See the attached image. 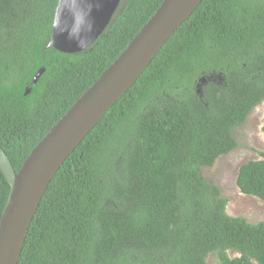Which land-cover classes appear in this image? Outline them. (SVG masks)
I'll use <instances>...</instances> for the list:
<instances>
[{
  "label": "trees",
  "instance_id": "trees-1",
  "mask_svg": "<svg viewBox=\"0 0 264 264\" xmlns=\"http://www.w3.org/2000/svg\"><path fill=\"white\" fill-rule=\"evenodd\" d=\"M162 1L120 0L89 46L64 53L48 46L58 0H0V147L15 172ZM211 74L222 83L199 93ZM261 102L264 0H201L53 175L18 264H264V220L229 215L200 174ZM236 185L264 200V157ZM8 193L0 170V217Z\"/></svg>",
  "mask_w": 264,
  "mask_h": 264
},
{
  "label": "water",
  "instance_id": "water-1",
  "mask_svg": "<svg viewBox=\"0 0 264 264\" xmlns=\"http://www.w3.org/2000/svg\"><path fill=\"white\" fill-rule=\"evenodd\" d=\"M119 2L58 0L48 46L64 53L83 50L105 29ZM200 2L163 0L119 56L34 146L17 172L0 147V170L9 185L0 217V264H18L32 218L53 175Z\"/></svg>",
  "mask_w": 264,
  "mask_h": 264
},
{
  "label": "rangeland",
  "instance_id": "rangeland-1",
  "mask_svg": "<svg viewBox=\"0 0 264 264\" xmlns=\"http://www.w3.org/2000/svg\"><path fill=\"white\" fill-rule=\"evenodd\" d=\"M208 83L221 84L222 78L218 74L204 76L198 83V92L201 93ZM264 114V102L253 108L247 121L233 131L238 145L232 151L219 156L210 167H201V176L215 184L224 197L228 199L226 212L231 216L244 217L250 223L264 220V200L255 196L239 192L236 185V176L241 164L249 160H258L264 157V139L261 131ZM231 257L236 256L229 251ZM206 264H218L214 254H209Z\"/></svg>",
  "mask_w": 264,
  "mask_h": 264
}]
</instances>
